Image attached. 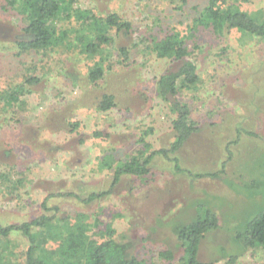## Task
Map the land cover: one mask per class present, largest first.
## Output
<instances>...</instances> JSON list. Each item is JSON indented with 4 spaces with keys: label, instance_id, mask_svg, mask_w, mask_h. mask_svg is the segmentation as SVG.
I'll use <instances>...</instances> for the list:
<instances>
[{
    "label": "rangeland",
    "instance_id": "1",
    "mask_svg": "<svg viewBox=\"0 0 264 264\" xmlns=\"http://www.w3.org/2000/svg\"><path fill=\"white\" fill-rule=\"evenodd\" d=\"M196 1L181 14L151 0H73L100 16L117 10L137 29L129 40L135 47L131 66L124 68L117 53L112 55L111 43L106 46L109 56L100 59L105 75L96 83L88 82L86 73L99 56L88 57L79 46L35 51L23 60L0 49V92L19 85L25 75L40 78L31 91L15 95L14 107L0 100V215L16 221L38 213L49 191H74L85 199L89 185L106 189L117 163L143 148L141 138L149 144L147 152L169 146L175 115L155 90L156 77L168 62L150 53L144 31L155 18L163 34L174 27L188 33ZM242 7L264 17V0ZM19 10L0 0V41L5 45L23 23ZM64 17L57 25L69 26ZM202 37L198 45L195 38L187 42L201 83L179 94L199 130L174 155H155L149 174L121 176L112 193L89 202L57 196L50 205H58L72 221L85 213L89 235L96 240L110 224L116 239L132 243L134 254L147 264H185L174 227L210 209L218 226L202 239L198 259L264 264L263 246L244 250L237 240L247 221L264 208V38L235 30L230 41L207 31ZM104 93L113 94L117 105L99 111ZM71 122L78 123L75 130ZM3 150H11L8 157ZM106 155H111L112 171L100 169L99 160ZM14 237L5 264L24 263L25 240ZM164 249L175 258H160Z\"/></svg>",
    "mask_w": 264,
    "mask_h": 264
},
{
    "label": "trees",
    "instance_id": "2",
    "mask_svg": "<svg viewBox=\"0 0 264 264\" xmlns=\"http://www.w3.org/2000/svg\"><path fill=\"white\" fill-rule=\"evenodd\" d=\"M5 1L13 10L19 7L23 23L16 27L19 29L18 35L10 42L5 45L0 41V49L4 48L5 51L12 52L14 56L23 60L22 56L35 51L60 47L72 50L79 46L80 51L88 57L99 56V60L89 67L86 73L87 81L90 83H96L104 77L106 67L100 59L109 56L106 46L111 43L112 55L114 52L117 53L118 61L124 68L131 66V53L135 47L130 45L129 40L137 29L129 18L117 10L100 16L93 13L90 8L75 6L73 0ZM151 1L170 7L169 12L182 14L191 0ZM249 1L251 0H197L192 5L195 14L187 25L188 33L174 27L163 34L164 27L153 18L147 27L148 30L144 31L147 35L145 39L150 53L155 58L168 62V67L156 77L155 90L158 97L169 105L175 115L171 120L173 141L168 147L147 152L149 144L143 138L139 139V142L143 143V148L140 147L137 153L117 163L109 186L98 191L96 186L89 185L85 190V199L74 191L66 190L62 193L49 191L51 193L42 200L38 213L16 221L11 220L7 214L0 215V264H5L8 252L12 253L14 236L25 240L23 264H147L134 254L132 243L116 239L115 229L110 224L106 225L105 230H101V240L93 239L89 235L91 227L85 220L87 217L85 213H77L72 221L71 216L61 213L58 205H50V199L63 196L89 202L103 197L112 193V186L125 174L138 177L149 174L151 160L155 155L169 157V154L174 155L178 152L189 137L199 130L198 123L191 117L189 103L179 98V94L184 90L197 89L202 78L199 65L191 56L187 42L195 38L194 44L198 45L203 39L204 31L226 37L227 41H230V34L234 30L249 38H264V17L242 7V3ZM145 10L146 7L142 6L141 12L145 13ZM63 14L69 26L57 25L56 21ZM39 82V77L25 75L19 85H16L20 87L19 91L16 86L9 87L0 92V100L4 99L5 103L14 107L11 101L18 100L15 95L31 91ZM116 105L114 95L104 93L96 107L99 111H107ZM70 124L75 130L78 123ZM95 135L101 136L97 132ZM10 151L3 150L2 153L8 157ZM173 159L178 170V158L173 156ZM99 164L100 169L112 171L111 155L103 156ZM217 226V214L205 209L190 221L174 227L182 251L181 258L185 264H206L198 259L199 246L206 234ZM237 236L244 250L257 246L264 247V208L247 221L245 228ZM159 257L170 261L175 258V253L170 249H164L159 251ZM233 259L234 256L230 260Z\"/></svg>",
    "mask_w": 264,
    "mask_h": 264
}]
</instances>
